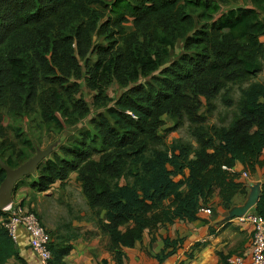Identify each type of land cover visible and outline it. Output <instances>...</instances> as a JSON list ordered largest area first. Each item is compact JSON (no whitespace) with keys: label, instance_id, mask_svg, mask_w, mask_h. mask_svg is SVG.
<instances>
[{"label":"trees","instance_id":"1","mask_svg":"<svg viewBox=\"0 0 264 264\" xmlns=\"http://www.w3.org/2000/svg\"><path fill=\"white\" fill-rule=\"evenodd\" d=\"M237 1L0 0V157L15 168L36 153L21 128V148L8 138L4 106L17 116L36 112L58 132L90 125L80 139L55 149L15 191L22 184L38 192L56 183L64 187L77 172L116 264H124L123 249L140 241L146 229L199 218L216 192L226 210L236 195L247 196L250 185L234 168L240 163L254 174L264 167V82L255 80L264 71V0L235 6ZM126 22L133 23L132 31L124 30ZM109 26L121 27V45L114 39L94 44L93 35ZM178 41L184 52L171 60ZM81 59L87 86L95 91L92 116L89 104L76 96L78 84L66 85L81 76ZM114 83L123 89L117 98L108 91ZM218 96L236 111L227 124L208 125L199 110L204 99L212 112ZM166 115L177 125L187 118L194 143H167L160 134ZM5 176L0 166V184ZM252 211L264 216V182ZM56 240L48 264H66L73 245L63 236ZM171 242L166 240L167 247L177 246ZM11 258L23 261L0 223V264Z\"/></svg>","mask_w":264,"mask_h":264},{"label":"crops","instance_id":"2","mask_svg":"<svg viewBox=\"0 0 264 264\" xmlns=\"http://www.w3.org/2000/svg\"><path fill=\"white\" fill-rule=\"evenodd\" d=\"M235 169L243 176L245 170L242 164L238 163ZM36 175L37 173L33 177ZM249 175V179H246L249 185L258 181L264 182V167ZM77 181V172H72L64 187L56 183L45 192L35 191L29 185L22 184L14 192V199L30 206L34 205L33 202H28L35 198L33 196L37 197V203L41 196H48L49 203L50 198L54 197V200L63 198L62 203L68 204L71 201L74 205L75 195H72L70 189L76 185L82 191L80 182ZM245 199L246 196L238 194L234 198V203L240 205ZM210 205L211 207H206L210 208V212L200 211L199 218L193 221L175 219L156 229H146L140 241L133 247L123 249L124 264H229L227 258L231 255L248 260L251 253V226L226 219V209L221 205L218 192L211 199ZM39 210L42 211L41 208ZM81 215L80 220L63 219L60 224L50 225L54 229L57 228L56 235L59 237L75 234V239H71L73 248L64 258L65 263L103 264L106 260L104 264H116L115 256L108 248V236L101 232L96 214L88 206V211L81 212ZM1 218L2 215L0 221ZM58 226L63 228L58 229ZM167 239L177 241V246L171 244L167 247ZM16 244L23 261L11 258L9 264H39L22 228ZM161 254L167 256L161 260L159 257Z\"/></svg>","mask_w":264,"mask_h":264},{"label":"rangeland","instance_id":"3","mask_svg":"<svg viewBox=\"0 0 264 264\" xmlns=\"http://www.w3.org/2000/svg\"><path fill=\"white\" fill-rule=\"evenodd\" d=\"M233 4L235 6L245 5V4H250V2H248V0H238L237 2H234ZM109 12H110L109 10L105 12L102 22H104V20H107L108 17H110L108 14ZM261 16L264 18V12L261 13ZM123 28L126 32H130L134 28L133 23L126 22L123 24ZM108 29L109 31L103 34H94L92 37L93 43L94 44H103V43L109 44V41L114 39V40H117V42L120 41V45H121V33L119 32V29H121V27H118V26L110 27L109 26ZM112 30L115 31V33H113V37L107 34ZM116 44L118 46V43ZM183 52H184V44L182 41H178L175 48L171 50L170 59L173 60V59L178 58L179 55ZM91 57L93 59L96 58L95 55H92ZM81 64L83 67L81 76L79 78L71 77L66 85L69 87H74L75 85L78 84L77 88L79 90L76 96L81 97L89 104V106L91 107L90 115L92 116L96 112L95 91L89 89V87L87 86V82H86L87 72L85 68L84 59L83 60L81 59ZM255 80L264 82V71L259 73L258 76L255 78ZM233 88H234V91L232 93V96L235 99V101H237V99L240 96L239 87L238 85H234ZM122 90L123 89L121 88V86L117 85V83H114L108 88L109 94L110 96H112V98H117L118 96H120L122 94ZM203 101H204L203 102L204 105L201 106L199 113L207 116L208 125H213V124L221 125L223 123L227 124L229 120L231 119L233 113L236 111V107L234 106L232 108L226 107L221 101L220 96L216 97L215 99L211 101V104H213L214 106L212 109V112L208 111V109L210 108H208V105L207 106L205 105L206 102L204 99ZM10 111L11 110L8 106L3 107L1 111V113L4 116V120L2 124L5 127L6 135L12 142L16 144L18 149L21 148L23 144L21 142L22 139L21 138L19 139L18 136L16 135L17 128H21L23 138H28L33 141L34 147L36 148V151H37L38 149L46 148L48 145L52 143H56V145L54 146V150H55V149L60 148L66 143L76 141L77 140L76 138L78 139L81 138L82 130H84V128L90 127L89 124L84 126V124L79 123L77 126H66L62 132H58L54 129L48 128L46 124L42 123L43 122L42 118L36 112L30 115L17 116V115L11 114ZM163 120L165 121V124L163 126L161 125L160 134L166 136L165 140L167 143H169L171 140H174V139H182L184 141L194 143L195 139L190 132L191 124L187 118L183 119L182 123H180L179 125H177L176 122H174L167 115L163 117ZM171 128H176V129L171 131L170 130ZM27 149L30 150L29 148ZM54 150L52 151V153L54 152ZM97 157L98 156H96V158ZM36 173H37V170L35 174ZM33 175L34 174H30L27 177L32 178ZM242 178L244 181H247L245 177L242 176ZM70 192H72V195H75L74 205L71 201L68 204L62 203L61 201L62 200L64 201L63 198L54 200V197H52V199L50 198V203H49L48 196H41L39 203H37L38 200L36 196H33L35 198H32L30 201H28L30 203L31 202L34 203V205H30V206L27 205L28 208L34 210V212L39 216V219L41 220L43 225L48 229L51 235V244L52 243L56 244L57 243L56 239L57 238L59 239L60 237L56 235L57 228L54 229L50 225H53L55 223L60 224V222L63 219L68 220L69 218H71L72 221L74 219L80 220L82 218L81 212H85L86 210L88 211L87 201L85 200L86 198H84L85 196L83 195L79 187H77L76 185L72 186V188L70 189ZM38 207L41 208L42 211L39 210ZM64 224H67V223H64ZM61 228H63V226H58V229H61ZM76 231H78V229ZM69 235L64 237L67 239L65 241L66 244L68 241L71 242L72 240L75 239V234H71L70 237ZM71 243L73 244V242ZM103 264H104V261H103Z\"/></svg>","mask_w":264,"mask_h":264},{"label":"built area","instance_id":"4","mask_svg":"<svg viewBox=\"0 0 264 264\" xmlns=\"http://www.w3.org/2000/svg\"><path fill=\"white\" fill-rule=\"evenodd\" d=\"M243 177L249 179L250 175L245 171ZM1 210L5 214L2 215L0 223L7 229L11 238L17 243L20 238V230L24 229L29 246L36 255L39 264H48L52 258L51 235L39 216L22 201L15 199ZM200 211L210 212V208H201ZM230 220L250 225L252 240L248 260H244L241 256L231 255L227 258V262L229 264H264V216L250 210L243 216Z\"/></svg>","mask_w":264,"mask_h":264},{"label":"water","instance_id":"5","mask_svg":"<svg viewBox=\"0 0 264 264\" xmlns=\"http://www.w3.org/2000/svg\"><path fill=\"white\" fill-rule=\"evenodd\" d=\"M55 145L56 143H52L46 148L38 149L32 157L15 168L9 166L0 157V166L6 172L5 178L0 184V209L7 207L13 202L17 183L24 177H27L30 174H35L41 162L52 153ZM262 186V181L250 185L245 201L240 205L235 204L226 210V219L230 220L235 217L243 216L254 208L261 198Z\"/></svg>","mask_w":264,"mask_h":264}]
</instances>
